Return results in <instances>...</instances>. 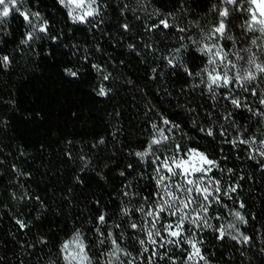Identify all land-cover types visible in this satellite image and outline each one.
Masks as SVG:
<instances>
[{"label": "trees", "instance_id": "1", "mask_svg": "<svg viewBox=\"0 0 264 264\" xmlns=\"http://www.w3.org/2000/svg\"><path fill=\"white\" fill-rule=\"evenodd\" d=\"M23 2L48 31L37 28L23 44L33 28L18 12L0 24V57H9L7 67L0 63V264H68L62 246L77 233L96 264H108L112 239L123 250L119 264H184L193 249L167 243L174 238L164 230L178 216L166 210L154 221L148 213L165 195L153 161L189 149L218 165L204 178L216 198L205 202L211 227L185 221L182 232L202 241L205 259L197 256L198 262L264 264V115L255 114L264 113V74L208 87L213 68V75L227 72L236 81L249 58L264 60V37L241 27L251 19L250 0L227 6L223 0H98L99 15L85 23H73L59 0ZM224 7L234 9L226 28L232 39L212 31L221 20L215 9ZM206 46L212 53L199 51ZM218 50L224 61L213 55ZM153 124L171 128L169 138L141 161L135 153L160 139ZM193 207L183 210L189 220L197 214ZM237 211L247 221L237 230L248 243L232 239Z\"/></svg>", "mask_w": 264, "mask_h": 264}, {"label": "snow or ice", "instance_id": "2", "mask_svg": "<svg viewBox=\"0 0 264 264\" xmlns=\"http://www.w3.org/2000/svg\"><path fill=\"white\" fill-rule=\"evenodd\" d=\"M20 2L21 0H0V24H3L5 22V19L9 17L12 12H18L19 15L23 17L25 23L33 28V31L27 32L25 38L21 41V43L23 44H28V42L32 40L33 36L35 35L37 28L39 32L47 33L48 25L47 22H44L39 26L34 25L32 17H36L37 19H39V14L21 11L20 7L18 6ZM96 2L97 0H59V3L62 6L68 8V14L72 19L73 23H85L88 18L99 15L98 9L92 6L96 4ZM223 3L226 6L237 5L239 3V0H223ZM250 4L256 5V10L251 13L250 21L247 22L245 25H242L241 27L246 28L249 32L258 31L261 33L262 37H264V18H258L256 15V11H258L259 17H264V0H250ZM77 10H82V14L74 15ZM215 10L219 12V17L221 18V20L219 22V25L212 30L213 34H219L218 38L223 37L227 39H232V37L227 35L226 28L228 23L227 18L229 17L230 12L234 11V9L224 7L223 10ZM161 23L165 28L170 27V25L166 21H161ZM125 28H127V25H125ZM180 31H183V29H180ZM256 43V40H252V44ZM215 46L216 45H213V47ZM199 51L204 54H209L212 53V47L206 46L204 48H200ZM176 52L179 53L180 49H177ZM221 52L222 50H218L213 53V55L218 57L221 61H224L226 59V54L222 55ZM237 59H243V57L238 56ZM0 63L7 67L9 63V57H0ZM171 63L172 60H169V64ZM215 63V59H209V64ZM248 64L250 66L249 69L244 70V74L242 76H238L236 81H233V79L228 75L227 72H225L223 75H221L220 73H216L215 75H213L212 73L216 71L215 68H213L212 71L209 72L208 76L209 90L213 91L214 88L228 87L233 82L252 81L257 78V74H264V60L258 63L256 57L253 56L248 59ZM93 67L98 66L94 65ZM233 67H235V65H233ZM252 69H254V71ZM185 71H187V69H185ZM67 74L75 76L76 72L72 71L71 69H68ZM105 79H107V77H105ZM241 86L243 87L244 85L242 84ZM99 94L105 95V91L103 88L100 90ZM252 95H256V93L253 92ZM225 99H228V97H225ZM231 104L236 108L241 107V104L237 99H231ZM260 104L264 105V99L260 100ZM248 110L251 111V109ZM255 114L264 115V113ZM163 124L170 125L171 122L165 118L163 119ZM152 127L157 129L160 139L154 137L150 141L146 150L138 151L135 153V156L138 157L141 161H143L144 158L150 154L153 145H159L169 138L167 135H165V133L170 132L171 128H157V125L155 124H153ZM172 127L176 128L178 127V125H172ZM207 135L213 136V132L211 130H208ZM101 143H103V141H101ZM233 143H236V141H233ZM239 143H249V141L241 140L239 141ZM251 143H255V141H251ZM260 143L261 145H264V141H261ZM177 151L182 152V149H178ZM260 155L264 156V150L260 152ZM251 158L254 157H250V159ZM157 162H159V164L156 168V184L158 189H162L165 195L161 197L163 203L155 207L152 212L148 213V215L150 217H154V221H158L166 210H168V214L170 216H178L179 220L177 223H167L164 226V230L167 231L168 236L174 238L169 239L167 243L172 244L179 243L181 241L186 242L193 249V252L189 254L188 259L191 260L193 256H198L201 260H204L205 258L203 257V255H201V249L198 246V244L202 243V241H195L194 239H187L185 237H182V232L185 230V221H188L193 225L203 223L206 227H211V225L207 224L206 221V215L208 213V204L205 202L209 201L210 199L216 198L213 196V192L209 190V187L206 186L204 178L207 177L208 173L211 172L213 168L218 166L217 162L210 159L205 153L200 152L197 149H189L187 152H184L181 156L167 157L164 160H161L160 157H156L153 163L155 164ZM121 174L123 175V173ZM177 177L180 179L176 181L175 185L165 183V181H172L174 178ZM215 190L217 192L220 191L219 187H217ZM235 190V188H232L229 191L234 192ZM192 206H198V208H192V211H195L197 214L192 217L191 220H189L190 214L184 212L183 210L189 209ZM240 207L243 208L244 205L241 204ZM201 213L203 215H201ZM124 214L127 215V212L125 211ZM233 214L240 223H247L245 217L241 215L239 211ZM97 220L98 224L100 225L106 223V217L104 214H101L97 218ZM17 223H20V226L22 228L25 226L20 221H17ZM137 227L138 226L135 223L131 224L132 229H137ZM153 227L155 228V222H153ZM232 227H234V225H229V228ZM159 234L160 232L159 230H157L156 235ZM112 235V233L108 234L109 237H112ZM224 235V230L220 229L218 238L222 239ZM238 236L234 235L232 236V239L238 240V242L243 243L249 242L248 236L243 235L242 233H238ZM148 238L151 243H156V241L153 239L152 231L148 232ZM75 239L78 242L77 246L79 248V254L81 255V259L87 260V256L86 254H84V244L82 241H80L79 233L76 234ZM101 243L103 244L104 241L102 240ZM140 243L144 244V241L141 240ZM112 244L115 246V250L119 251L120 246L116 239H112ZM62 247L64 250H66L69 247V244L65 243ZM145 251H147L146 248ZM161 259H163V257H161Z\"/></svg>", "mask_w": 264, "mask_h": 264}, {"label": "rangeland", "instance_id": "3", "mask_svg": "<svg viewBox=\"0 0 264 264\" xmlns=\"http://www.w3.org/2000/svg\"><path fill=\"white\" fill-rule=\"evenodd\" d=\"M18 6L20 7L21 11L28 12L25 9L23 0H21V2L18 4ZM92 6L98 9V0H97L96 4H94ZM254 10H256V5H253L252 12ZM80 14H82V10H77L74 13V15H80ZM256 15L258 18H264V17H259L258 11H256ZM32 20H33L34 25H36V21L33 19V17H32ZM239 223L240 222L236 218H234L233 221L231 222L230 225H234V227H232V229H233L232 230V236H234V235L238 236V233H240L239 231L237 232V225ZM173 230H175V229H173ZM75 237H76V235L65 242V243L69 244V247L66 250L63 249L65 256H66L67 263L68 264H96L95 261L90 257V255L86 251V247H85V244L83 242V239L79 235L80 241H82L84 244V254H86V256H87V260L81 259V255L79 254V248L77 246L78 242L76 241ZM238 238H239V236H238ZM122 254H123V250L121 248H119V251L115 250V248H114V252L112 253L110 259L108 260V264H119L122 261V258H121ZM189 254H190V252H189ZM189 254H188V257H189ZM188 257L186 258L184 264H212V263L207 262V261L198 262L197 256H193L191 260H189Z\"/></svg>", "mask_w": 264, "mask_h": 264}]
</instances>
